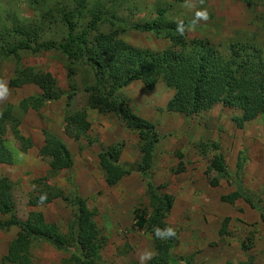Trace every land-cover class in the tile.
I'll return each instance as SVG.
<instances>
[{
  "label": "rangeland",
  "instance_id": "rangeland-1",
  "mask_svg": "<svg viewBox=\"0 0 264 264\" xmlns=\"http://www.w3.org/2000/svg\"><path fill=\"white\" fill-rule=\"evenodd\" d=\"M198 12L205 13L206 18L197 16ZM65 13L71 15L77 33L100 14L102 33L118 31L126 43L143 50H169L172 43L166 37L167 27L181 24L188 40H210L221 47L236 42L255 43L264 51V0L253 2L252 7L243 0H0V53L29 40L34 47L60 44L68 33ZM157 18L166 27L159 28V34L134 29ZM67 66L66 56L56 50L20 51L9 60L0 57V111L13 107L21 118V135L32 143L31 147L20 144L12 126L5 124L0 138L13 153L14 163L0 164V178H8L12 185L20 219L26 220L31 212H42L47 223L56 224L66 234L74 215L68 202L61 198L42 206L37 196L48 184L67 199L72 198L67 183L71 175L79 195L95 213L104 244L100 264H148L156 250L147 226L154 208L146 184L140 174L133 173L109 187L100 168L102 147L122 144L120 163L136 167L140 159L139 139L124 128L119 118L100 115L89 108L83 88L91 82V70L77 67V75L70 82ZM24 69L49 73L57 81L59 92L40 113L19 111L23 99L41 94L36 85L9 87L16 72ZM75 91L79 94L70 110L87 111L91 123L89 139L81 142L64 132L68 96ZM119 96L138 117L152 122L159 135L152 180L157 186L168 184L160 193L175 198L165 223L177 232L173 254L179 264H264V222L260 213L242 200L235 205L221 201L222 196L242 185L248 192L260 194L264 205V118L239 129L233 119L242 112L222 105L193 117L169 113L166 107L173 91L163 83L148 90L136 81L120 90ZM43 131L55 134L66 145L73 163L70 171L50 176L51 159L41 152ZM220 155L226 162V178L209 170L213 159ZM178 169L184 172L176 174ZM212 179L218 180V187L210 185ZM154 203L158 206L157 198ZM7 219L0 214V223ZM17 233L16 228L0 229V261ZM32 254L34 264H65L72 250L34 242Z\"/></svg>",
  "mask_w": 264,
  "mask_h": 264
},
{
  "label": "trees",
  "instance_id": "trees-1",
  "mask_svg": "<svg viewBox=\"0 0 264 264\" xmlns=\"http://www.w3.org/2000/svg\"><path fill=\"white\" fill-rule=\"evenodd\" d=\"M243 1L248 7H252L253 2L257 0ZM63 20L68 33L60 44L34 47L29 40L8 52L0 53V57L9 60L20 51L38 53L42 49L56 50L68 60L70 82L74 81L77 75V67L87 66L91 70V82L83 88V93L88 95L89 108L100 115L119 118L124 128L135 133L139 139L140 159L136 167L120 163L123 144L102 147L100 168L104 180L109 187H115L133 173L142 176L147 193L152 197L151 206L154 208L147 220V226L153 235L156 254L148 264H179L173 254L177 245V232L165 223L174 207L175 198L170 194L160 193L168 188V184L157 186L152 180L158 159L159 135L152 122L138 117L132 111L127 102L119 96V91L136 81L142 82L148 90L163 83L173 91V97L166 107L167 112L193 117L222 105L242 112L240 117H234L233 120L239 129H243L245 124L260 117L264 118V51L255 43L236 42L221 47L213 45L210 40H188L185 26L180 24L167 27L166 37L172 43L171 48L155 52L129 45L118 31L102 33L99 25L103 22V16L100 14L94 15L93 20L80 33L76 32L70 14L65 13ZM159 28H166L159 18L143 27H134L137 31L157 34ZM29 84L36 85L41 94L20 102L19 111L22 114H27L30 110L40 113L45 103L59 92L56 79L49 73H34L30 69L18 70L15 77L9 81L11 88ZM74 93L68 96L64 132L75 142H81L89 139L91 123L87 111L70 110L75 95L79 94L78 91ZM6 123L12 126L20 144L32 146L30 140L21 135V118L15 115L11 106L0 111V130L4 129ZM43 135L44 146L41 152L51 159L50 176L70 171L73 163L66 145L49 131H43ZM216 149L219 150V147L216 146ZM13 163V153L0 138V164ZM241 165H238L239 171ZM209 170L217 171L223 178L228 176L226 162L221 155L213 159ZM183 172L184 169L175 171L176 174ZM67 183L73 192V199H67L58 189L48 184L44 185L37 196V202L42 206L61 198L71 206L74 215L68 224L67 233L64 234L56 224L47 223L42 212H31L26 220L20 219L16 214L12 185L8 178H0V214L9 218L0 223V229H18L16 238L10 243L7 255L2 258L0 264H34V242H48L59 250H72L71 257L65 264H100L104 244L95 213L79 195L71 175L68 176ZM210 185L218 187V180L212 179ZM154 198L158 199V206L155 205ZM239 200L258 211L260 219L264 222V205L260 194L250 193L242 185H238L235 192L221 197V201L229 205H235ZM224 228L220 232L222 235ZM157 230L162 235L158 236ZM243 247L246 249L245 245Z\"/></svg>",
  "mask_w": 264,
  "mask_h": 264
},
{
  "label": "clouds",
  "instance_id": "clouds-1",
  "mask_svg": "<svg viewBox=\"0 0 264 264\" xmlns=\"http://www.w3.org/2000/svg\"><path fill=\"white\" fill-rule=\"evenodd\" d=\"M197 16H205V18H206V14L205 13H201V12H198L197 13ZM42 199H43V197H42ZM169 234H171V231L170 230H169ZM157 235L160 236V235H162V233L159 232V230H157Z\"/></svg>",
  "mask_w": 264,
  "mask_h": 264
}]
</instances>
